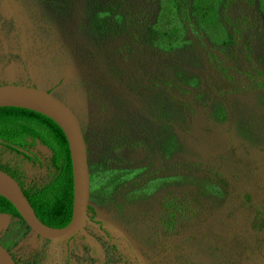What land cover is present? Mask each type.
Here are the masks:
<instances>
[{
    "label": "rangeland",
    "instance_id": "1",
    "mask_svg": "<svg viewBox=\"0 0 264 264\" xmlns=\"http://www.w3.org/2000/svg\"><path fill=\"white\" fill-rule=\"evenodd\" d=\"M5 83L71 107L89 172L71 239L0 213L16 264H264V0H0ZM28 149L25 194L57 173Z\"/></svg>",
    "mask_w": 264,
    "mask_h": 264
},
{
    "label": "water",
    "instance_id": "2",
    "mask_svg": "<svg viewBox=\"0 0 264 264\" xmlns=\"http://www.w3.org/2000/svg\"><path fill=\"white\" fill-rule=\"evenodd\" d=\"M15 106L30 108L50 118L66 138L71 166V214L63 226L43 223L35 214L32 205L22 192L18 182L0 169V196L14 207L20 219L37 236L51 241H64L74 236L82 226L89 200V172L87 146L78 118L65 102L50 91L32 84H0V107ZM115 229L124 237L118 226ZM0 264H16L8 250L0 244Z\"/></svg>",
    "mask_w": 264,
    "mask_h": 264
},
{
    "label": "trees",
    "instance_id": "3",
    "mask_svg": "<svg viewBox=\"0 0 264 264\" xmlns=\"http://www.w3.org/2000/svg\"><path fill=\"white\" fill-rule=\"evenodd\" d=\"M10 131V136L3 133ZM37 139L50 150V162L57 169L53 179L44 186L29 191V200L36 216L50 226H63L71 214V166L66 138L61 129L48 117L30 108L0 107V137L11 144L22 145L25 138ZM15 147V146H14ZM12 177L10 171L1 168ZM0 213L18 218L11 203L0 196Z\"/></svg>",
    "mask_w": 264,
    "mask_h": 264
},
{
    "label": "flooded vegetation",
    "instance_id": "4",
    "mask_svg": "<svg viewBox=\"0 0 264 264\" xmlns=\"http://www.w3.org/2000/svg\"><path fill=\"white\" fill-rule=\"evenodd\" d=\"M5 136H10L11 135V132L10 131H6V132H4L3 133ZM36 141H38L37 139H32V138H30V136H27L26 138H25V142L24 143H22V145H16V144H11L10 142L8 143V142H6V141H3V139L0 137V145H3V146H5V147H7V148H9V149H11V150H14V151H19V152H21V154H25V155H29V156H32L33 158L35 157L33 154H31L32 152L28 149V146H30L31 144H34V142H36ZM39 142V141H38ZM40 143V142H39ZM41 144V143H40ZM43 145V144H42ZM15 146V147H14ZM44 146V145H43ZM46 147V146H45ZM17 182H18V180H17V178H16V176L14 175V177H13ZM19 184V183H18ZM20 186V185H19ZM20 188H21V186H20ZM21 190H22V188H21ZM22 192H23V190H22ZM24 193V192H23ZM25 194V193H24ZM25 196H27V194H25ZM87 208H88V206H87ZM87 212V211H86ZM5 214H8V213H5ZM85 217H86V215H85ZM79 231V230H78ZM73 237V236H72ZM71 237V238H72ZM71 238H67V239H71ZM42 239H44V238H42ZM44 240H48V239H44ZM48 241H51V240H48ZM65 241V240H64Z\"/></svg>",
    "mask_w": 264,
    "mask_h": 264
}]
</instances>
